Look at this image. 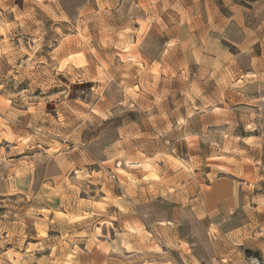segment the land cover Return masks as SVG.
<instances>
[{
  "label": "clouds",
  "instance_id": "9594fccd",
  "mask_svg": "<svg viewBox=\"0 0 264 264\" xmlns=\"http://www.w3.org/2000/svg\"><path fill=\"white\" fill-rule=\"evenodd\" d=\"M0 264H264V0H0Z\"/></svg>",
  "mask_w": 264,
  "mask_h": 264
},
{
  "label": "crops",
  "instance_id": "0c3cea01",
  "mask_svg": "<svg viewBox=\"0 0 264 264\" xmlns=\"http://www.w3.org/2000/svg\"><path fill=\"white\" fill-rule=\"evenodd\" d=\"M257 257H259V253L258 252H256V253H254Z\"/></svg>",
  "mask_w": 264,
  "mask_h": 264
}]
</instances>
